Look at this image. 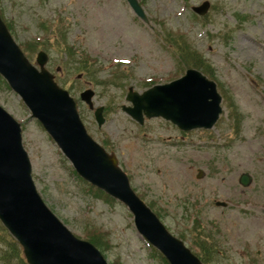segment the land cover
<instances>
[{"label": "rangeland", "instance_id": "1", "mask_svg": "<svg viewBox=\"0 0 264 264\" xmlns=\"http://www.w3.org/2000/svg\"><path fill=\"white\" fill-rule=\"evenodd\" d=\"M208 1L201 17L192 6L204 0H139L146 23L126 0H0V10L31 62L46 52V68L74 98L88 134L116 155L130 185L166 228L204 255L206 264H264V0ZM182 37L214 68L223 113L208 131L183 133L160 118L138 125L121 108L129 104L127 90L140 92L184 75L171 42ZM88 88L94 105L104 107L101 127L80 100ZM222 88L242 114L239 132ZM0 105L21 125L42 200L72 234L83 240L101 235L108 264H163L128 208L94 195L21 98L1 82ZM246 173L251 182L243 186ZM0 264L21 263L11 258Z\"/></svg>", "mask_w": 264, "mask_h": 264}, {"label": "water", "instance_id": "2", "mask_svg": "<svg viewBox=\"0 0 264 264\" xmlns=\"http://www.w3.org/2000/svg\"><path fill=\"white\" fill-rule=\"evenodd\" d=\"M144 21L138 0H127ZM205 0L193 10L203 16L209 10ZM47 55L39 52V68L28 61L0 16V74L23 100L31 116L39 120L67 157L77 174L93 187L120 200L132 213L136 230L169 264H204L185 243L167 230L161 219L129 184L114 153L104 150L90 137L78 115L74 99L54 82L45 68ZM92 89L82 91L81 99L92 110ZM122 110L142 124L145 117H163L182 131L214 127L222 111L216 83L197 69L182 77L154 85L143 92L128 88ZM103 107L94 110L100 127ZM32 166L23 148L20 124L0 106V222L23 248L28 264H107L99 249L72 234L49 210L35 187ZM249 184L246 173L240 178Z\"/></svg>", "mask_w": 264, "mask_h": 264}, {"label": "trees", "instance_id": "3", "mask_svg": "<svg viewBox=\"0 0 264 264\" xmlns=\"http://www.w3.org/2000/svg\"><path fill=\"white\" fill-rule=\"evenodd\" d=\"M7 27H9L10 30L12 29V27L10 26V24L8 22H7ZM172 41L175 45V48L177 49L176 54L179 55V59L182 62V64L186 67V69L197 68L201 72H203V74H205L206 76H208L210 78H214V74H213L214 68L212 67L211 64L208 63V59H206L203 54H201L195 47H193V45L188 41V39H185V37H182L180 39L179 38H173V39L171 38V42ZM65 53H68V51H65ZM69 53H70V51H69ZM70 54H69L70 56H74V55H72L73 53H70ZM80 63H81L80 66L83 69H86L89 67L88 62H86L84 60ZM0 82L6 86L5 81L3 80V78L1 76H0ZM222 90H223V88H222ZM223 98H225L226 100H229L228 107L230 109L229 111H231V114H229V116H230V119H232L236 122V123H234V126H233V128L235 129L234 130L235 133L239 132V130L241 128V123H242L241 122L242 114L240 113L238 106L233 101L232 97L227 95V92L225 90H223ZM87 185L90 188V190L93 192L94 195L97 194V195H100L101 197H104L106 199L109 198L108 195L106 196V194L103 193L98 188H96V187L94 188L88 183H87ZM0 232H2V236H0V241L4 245V248L0 249V260H2L4 263L5 262L7 263L8 261H10L11 258H13V259H18L21 264H27L26 260L23 258L22 249L19 247L18 243L12 237H10L7 230L3 226H1ZM180 238H182V237H180ZM86 239L88 241H90L93 245H96L98 248H100V246H101L100 245L101 235H100V237H97L96 234H92V235L86 234ZM204 243L205 242H202V243H200V245L203 246ZM208 247H210V246H208ZM203 251H205V250L203 249ZM153 252H154V254H156L160 257L163 264H168L161 254H159L154 249H153ZM195 253L201 259L202 263L206 264L205 256L204 255L201 256V254L199 252H195Z\"/></svg>", "mask_w": 264, "mask_h": 264}, {"label": "flooded vegetation", "instance_id": "4", "mask_svg": "<svg viewBox=\"0 0 264 264\" xmlns=\"http://www.w3.org/2000/svg\"><path fill=\"white\" fill-rule=\"evenodd\" d=\"M47 65H48V63H47Z\"/></svg>", "mask_w": 264, "mask_h": 264}]
</instances>
